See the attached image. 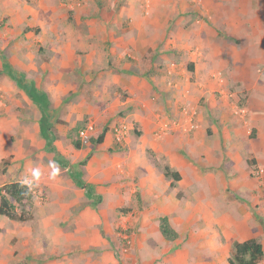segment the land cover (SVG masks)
Segmentation results:
<instances>
[{
  "label": "crops",
  "instance_id": "obj_1",
  "mask_svg": "<svg viewBox=\"0 0 264 264\" xmlns=\"http://www.w3.org/2000/svg\"><path fill=\"white\" fill-rule=\"evenodd\" d=\"M90 1L82 0L78 6L76 0H0V19L8 16L4 27L11 26L16 34L26 32L22 38L27 41L38 33V40H44L49 48L42 55L17 49L11 65L20 77L29 76L26 84L8 72L22 85L26 97L20 100L27 108L18 109V101L5 104L0 100V159L10 157V163L0 171V184L21 182L32 197L37 192L46 200L39 208L36 204L32 207L42 213V225L29 231L30 251L42 255V264H115L110 242L94 223H101L106 234L115 239L116 209L138 197L136 205L146 204L137 212L139 216L132 212L121 216L132 224L135 234L141 230L123 264H219V260L229 264L235 244L231 240L253 224L251 218L264 217V181L250 175L245 158L251 153L254 165L264 163L263 31L252 21L256 28L250 30L244 46L251 57L250 66L244 69L240 90L233 93L236 99L243 91L246 95V106L235 105L233 111L250 125L252 136H247V130L238 125L240 121L226 116L230 114L227 96L221 95V102L213 99L210 92L215 83L198 76L203 73L197 68L202 60L201 53L191 49L194 37L197 40L193 27L187 30L178 23L166 36L170 24L175 25L167 17L149 22L151 29H145L148 21L132 14L129 6L120 10L126 22L130 20L124 28L125 19L119 14L82 18L93 10ZM69 11L72 22L67 21ZM169 44L174 51L164 50ZM4 66L11 71L12 67ZM66 66L70 68L67 71ZM32 71L34 77H30ZM69 71L76 75L75 81ZM70 90H81L74 104L66 102ZM29 91L39 99L41 95L46 98L45 111ZM203 98L210 111L197 103ZM64 106L74 117L63 112ZM221 108L225 114L214 113ZM195 112L193 119L199 126L177 130ZM84 114L101 125L124 123L133 129L123 142L103 134L85 164L72 166L67 176V162L62 159L74 155L75 162L85 155V149L75 150L67 137ZM41 119L50 144L42 134ZM150 153L179 178L164 176ZM224 158L230 163L227 172L222 169ZM53 162L59 167L55 178H51ZM33 169L40 171L38 181L32 177ZM25 180H32V185ZM232 193L240 198L231 197ZM83 194L102 206L101 215H95L89 206L82 208ZM250 205L253 211L249 208L248 212L245 207ZM158 215L168 218L177 233L174 239L162 235ZM6 219L0 223L11 220ZM79 225L82 228L75 232ZM90 246L100 248L101 253L89 255L88 263L76 253L73 258L66 256L68 250H89ZM50 253L62 258L50 257Z\"/></svg>",
  "mask_w": 264,
  "mask_h": 264
},
{
  "label": "rangeland",
  "instance_id": "obj_2",
  "mask_svg": "<svg viewBox=\"0 0 264 264\" xmlns=\"http://www.w3.org/2000/svg\"><path fill=\"white\" fill-rule=\"evenodd\" d=\"M60 1L65 2V0ZM80 1L82 0H76V2H78V6L80 5ZM91 1L90 2L92 3L93 10L87 11L88 13L83 14L81 16L82 18H107L114 17L116 14H119L121 18L125 19V14H121L120 10L124 6H129L132 9V14L135 15V13H137L136 17L144 19V21H148V26H146L145 29H151V25L149 24V22H152L155 19L167 17L169 21L175 25L171 27L170 24V26L166 30V36H168V34H172L171 31H169V28H172L173 30V28L176 27L178 23H183L184 28H188L187 30L193 27L194 29L192 30V35L193 37L196 36L197 40L194 37V42L191 45V49L193 51H197L198 53L200 52L201 56L199 57V59L202 60V64H200L197 68L200 72L203 73H198V76H204L206 77V81L212 80L215 83V86L212 87V90L210 92L213 99L217 101L219 100V97L221 95L225 94L229 100L228 104L230 105V114L226 113L225 108H221L218 110V112L214 113H226V116H234L238 121H240V124L238 125L242 129L247 130V136L251 135L249 133L251 128L250 125L248 123H244V121L239 118L238 114L233 111V109H236L234 108L235 105L238 107L246 106V95L243 91V95H240L236 99L233 93L237 90H240L241 81L243 76L245 75L244 69L250 66L251 57L248 55L249 53L244 49V46L246 45L245 41L250 30L255 29V26H257L260 30L263 31L264 34V0H165V2H162V0ZM67 13V21L72 22L74 20L72 11H69ZM57 16L59 17V12H57ZM7 19V15H4L2 19H0V61L2 63V65H0V100H2L5 104H11V102L13 101H18V103L20 102L21 104L17 108L25 110L27 107L25 103H22L20 100L26 97L23 92V88L21 87L22 85L19 86L18 84H16L15 80L9 76L8 72L14 73V75H16V78H18L22 84L27 83V78H29V76L26 75L24 77H20V73L12 67L11 64L15 60L14 56H16L17 49L20 48L24 50H30L32 54L39 55L47 52L49 48L44 40H38L40 39L38 33H33L34 35H36L35 38H30L27 41L25 38H22L25 36L26 32L16 34L11 26L7 25L4 27L3 25L7 21ZM128 21L130 20L127 19V22ZM252 21H254L255 26H252ZM127 22L125 19L123 28L127 26ZM71 27L73 29L78 28V26L75 27L74 25H72ZM33 28L36 27L33 26ZM88 28V26H84V30H88ZM81 49L82 48H79L77 51ZM173 49L174 48L171 44L167 45L166 48H164L165 51H174ZM45 58L47 61H49V54H46ZM5 64L9 65L8 68L10 69L12 67L11 71L5 68ZM69 69L70 68L68 66L64 68V70L66 71ZM68 74V76H70V79L72 81H75L76 75L74 73L71 75L70 71ZM35 75V71H32V75L30 77H34ZM10 83L12 84V88H10ZM80 93L81 90L68 91L65 95L67 99L66 102L74 104L75 99L78 95H80ZM219 101L221 102V99ZM197 103L203 105L204 107L206 106V110L210 111V107L207 104L205 98L200 99ZM225 105L226 104H224L223 107H225ZM62 108L65 114L70 113V116L74 117L75 114L73 113V111H67V109H69L68 107L64 106ZM179 108L181 110L182 106L180 105ZM209 111H205L204 113L207 116H210L211 112ZM195 114L196 112L193 113V118H195ZM90 118V114H84L80 119L76 121L74 127L68 130L67 137L70 139L72 145L74 141H78L80 144L79 147H75L73 145L75 150L85 149V155H83L82 158L76 160L75 162H73L72 160L74 155L72 156V158L66 157L64 160L62 159V161L67 162V164H65L67 167V170L65 172L67 176H69V172L72 166L79 168L84 165L83 161L86 162V159L89 157V152H93L94 148L99 144L97 143V138L100 134L109 133L113 137V139H115L113 127L115 125H118V123H116L114 126H111L112 124L110 123L101 125L100 122H95L94 120H91L92 118ZM193 118L192 121H194ZM215 119H217V117ZM89 120L93 122V131L89 140L86 143H82L78 138L77 132ZM172 120L173 122L178 121L176 119ZM245 120H247V118H245ZM195 122L198 127V121ZM63 123H66L65 120L63 121ZM188 127L189 123L184 122L177 130H188ZM131 129H133L132 126H130L128 131H131ZM169 129L170 131L174 130L173 128ZM123 141L124 140L122 139V142ZM243 155L245 156L246 154ZM252 155L253 154L249 153L245 157L250 170V175L253 178H257V180L259 181H264V163H261V165H254V163L251 162V159H253ZM150 157L152 161H157L160 165H164V161L154 154L150 155ZM6 159L9 160L8 164L10 163V157L6 156L1 158L0 171H4L5 167L8 165H5L3 163ZM229 166L230 163L228 159L224 158L222 162V169L227 172ZM258 171H260L259 177L256 176V173ZM5 184L7 183L0 184V194L3 192V187ZM33 195L34 197H32L31 193V198L26 203H15L17 214L25 216L24 219L20 220L16 218L8 220V223L5 225L0 223V264H42V255L36 253V250H34V253L33 250L30 251L28 243L30 242V229L33 230L36 226L42 225V213L38 214L37 211L32 210V207L34 204H36L39 208L46 200L44 195L40 193L36 192ZM231 197L240 198L235 193H232ZM136 199H138V197H135L134 200L132 199V202H128V204H125L116 209L117 219L114 220L113 226L115 239H112L111 236H108L106 234V230H104L101 223L97 221H95L94 223V227L98 229L100 234L105 236L104 238H106L110 242V247L115 264L124 263L123 258L125 253L133 251L132 249L134 243L139 238L138 235L141 232V230H139L137 233L138 235L135 234L136 231H134L132 224L130 225L127 222L126 218L121 217L122 215L128 213L130 214L131 212L134 217L135 215L139 216L137 212L142 208V205L143 207H146V204H142L141 202H139V204L137 203L136 205ZM94 203V200H86L85 195L83 194L82 208L85 209V206H89L95 212V215H101L100 211L102 209V206H100L99 203ZM245 208L248 212L249 208L253 211L251 205L250 207ZM244 211L242 212L243 216H245ZM160 216L162 215H158V217ZM6 221V217L0 215V222L5 223ZM251 221L253 224H251L250 219H248V224L250 223L248 229H246L245 232L242 233V235L238 238H234V240H231V242L236 243L248 238H255L258 242L261 243L263 249V254L258 261V264H264V217H255L254 219L251 218ZM80 228H82L81 225H79V227L76 226L75 232H79ZM75 232H73L72 235H75ZM79 248L68 250L67 252H65L66 256L68 258H73V255L76 253L77 255H80V259L83 261V263L85 260L86 263H88L87 260H89V255L93 253L94 257L96 253H101L100 248L91 247L89 250L87 248ZM50 257L62 258L60 254L58 255L56 253H50ZM218 263L225 264L224 261L221 260H219Z\"/></svg>",
  "mask_w": 264,
  "mask_h": 264
},
{
  "label": "trees",
  "instance_id": "obj_3",
  "mask_svg": "<svg viewBox=\"0 0 264 264\" xmlns=\"http://www.w3.org/2000/svg\"><path fill=\"white\" fill-rule=\"evenodd\" d=\"M27 29V28H26ZM34 101H36L41 110L45 111L47 108V100L41 95L39 99L36 97L37 95L33 91H29ZM45 118V116H44ZM41 128L43 130V135L46 138L48 144L51 143V139L49 138V134L44 126V119H41ZM103 138V133L100 134L97 138V143H100ZM73 145L75 147H79L80 144L78 141H74ZM153 155L152 153H150ZM9 160H4V164H8ZM156 166H158L164 176L172 177L177 180L179 175L175 171H170L167 165H160L157 161H153ZM85 164V161H83ZM31 193L27 185L21 182H11L7 183L3 187V192L0 194V214L5 216L8 219H24L25 216L18 215L17 210L15 208V203L22 204L26 203L30 200ZM159 220V230L162 235L167 239H174L177 236L176 231L171 227L168 218L166 216H160ZM263 254L262 245L255 238H248L240 242H236L234 244V250L232 254L228 257L229 264H258L261 256Z\"/></svg>",
  "mask_w": 264,
  "mask_h": 264
},
{
  "label": "built area",
  "instance_id": "obj_4",
  "mask_svg": "<svg viewBox=\"0 0 264 264\" xmlns=\"http://www.w3.org/2000/svg\"><path fill=\"white\" fill-rule=\"evenodd\" d=\"M192 118H193L192 115H190L187 119V123H189L188 130L191 128L197 127L196 122L192 121ZM128 130H129L128 126L124 123L115 125L113 127V133H114V138H115L116 142H122V139H123L124 135L128 132ZM162 130H164L163 127H162ZM92 131H93V122L91 120H89L77 132V135H78L80 142L86 143L89 140ZM259 172L260 171H258L256 173L257 177L260 176ZM128 242H129V240H128Z\"/></svg>",
  "mask_w": 264,
  "mask_h": 264
},
{
  "label": "clouds",
  "instance_id": "obj_5",
  "mask_svg": "<svg viewBox=\"0 0 264 264\" xmlns=\"http://www.w3.org/2000/svg\"><path fill=\"white\" fill-rule=\"evenodd\" d=\"M50 167L52 168L51 172V178H55L59 173V167L53 162L50 164ZM40 176L39 169H33L32 170V177L34 180L38 181ZM24 183L28 184L29 186L32 185V180H25Z\"/></svg>",
  "mask_w": 264,
  "mask_h": 264
}]
</instances>
